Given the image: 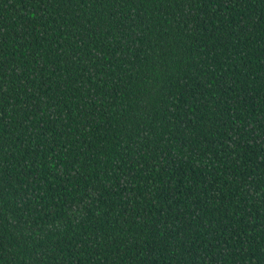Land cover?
Here are the masks:
<instances>
[{
    "label": "trees",
    "instance_id": "trees-1",
    "mask_svg": "<svg viewBox=\"0 0 264 264\" xmlns=\"http://www.w3.org/2000/svg\"><path fill=\"white\" fill-rule=\"evenodd\" d=\"M0 264H264V0H0Z\"/></svg>",
    "mask_w": 264,
    "mask_h": 264
}]
</instances>
